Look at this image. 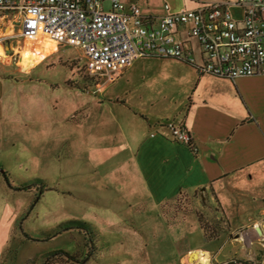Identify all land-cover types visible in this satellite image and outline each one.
<instances>
[{
	"label": "rangeland",
	"instance_id": "obj_1",
	"mask_svg": "<svg viewBox=\"0 0 264 264\" xmlns=\"http://www.w3.org/2000/svg\"><path fill=\"white\" fill-rule=\"evenodd\" d=\"M4 20L0 75L12 87L0 123V165L14 186L32 187L9 188L0 172V264H200L194 254L201 251L208 264H264L253 224L232 230L201 189L160 206L144 202L133 181L126 185L133 179L123 169L127 156L100 147L111 136L92 130L102 110L95 100L116 101L109 95L123 90L135 99L158 92L170 98L178 95L170 76L153 75L149 66L106 93L111 77L92 75L100 69L77 49L23 38L19 16ZM39 183L49 190L40 193Z\"/></svg>",
	"mask_w": 264,
	"mask_h": 264
},
{
	"label": "crops",
	"instance_id": "obj_2",
	"mask_svg": "<svg viewBox=\"0 0 264 264\" xmlns=\"http://www.w3.org/2000/svg\"><path fill=\"white\" fill-rule=\"evenodd\" d=\"M123 1L159 17L166 5L175 13L226 0ZM232 12L240 16L238 8ZM149 66L152 74L170 76L181 99L160 92L135 99L131 90H123L109 95L116 101L98 104L95 100L102 110L92 130L111 136L100 147L113 157L127 156L123 169L132 172L133 179L127 177L126 185L133 181L144 202L160 206L181 193L190 196L201 189L217 204L232 230L253 224L264 241V231L256 228L264 227V76L227 80L201 74L178 60L142 58L111 72L112 80L104 90L107 93L132 71ZM11 87L0 75V123L6 119V91ZM45 122L43 129L49 137L50 121ZM169 123L186 129L190 144L175 141ZM61 135L58 132L53 140Z\"/></svg>",
	"mask_w": 264,
	"mask_h": 264
},
{
	"label": "built area",
	"instance_id": "obj_3",
	"mask_svg": "<svg viewBox=\"0 0 264 264\" xmlns=\"http://www.w3.org/2000/svg\"><path fill=\"white\" fill-rule=\"evenodd\" d=\"M165 11L152 16L123 0H0V18L19 16L23 38L70 45L100 69L92 75L111 77L139 59L160 58L221 79L264 76V0ZM167 126L175 141L190 144L186 129Z\"/></svg>",
	"mask_w": 264,
	"mask_h": 264
},
{
	"label": "trees",
	"instance_id": "obj_4",
	"mask_svg": "<svg viewBox=\"0 0 264 264\" xmlns=\"http://www.w3.org/2000/svg\"><path fill=\"white\" fill-rule=\"evenodd\" d=\"M0 172L2 173V176H3L4 180H5V183L7 184V186L9 188L15 189L17 191H27L28 189H30L32 187V185H29V184H20L18 186H14L12 184L11 179H10V175L6 171L3 170V168H2L1 165H0ZM38 185H39L38 187H39L40 193H44L47 190H49L47 188V186L45 184H43V183H39ZM200 224H201L202 230L204 231L205 238L207 240L212 239L213 236H211V234L209 233L210 230H209L208 224L204 223L202 220H200ZM77 225L80 228L87 229V231H89V233H90V229L88 228L87 224H85V223H78ZM88 259H89V256H87L86 260H88Z\"/></svg>",
	"mask_w": 264,
	"mask_h": 264
},
{
	"label": "bare ground",
	"instance_id": "obj_5",
	"mask_svg": "<svg viewBox=\"0 0 264 264\" xmlns=\"http://www.w3.org/2000/svg\"><path fill=\"white\" fill-rule=\"evenodd\" d=\"M192 254V253H191ZM194 257L200 264H208L209 258L206 256L204 252H198L194 254ZM189 264H194V263H189Z\"/></svg>",
	"mask_w": 264,
	"mask_h": 264
}]
</instances>
